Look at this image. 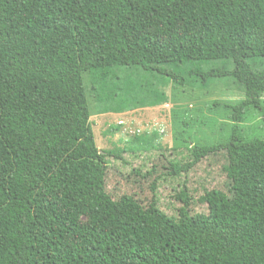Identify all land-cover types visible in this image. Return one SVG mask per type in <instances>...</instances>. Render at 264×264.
Instances as JSON below:
<instances>
[{
    "label": "trees",
    "instance_id": "obj_1",
    "mask_svg": "<svg viewBox=\"0 0 264 264\" xmlns=\"http://www.w3.org/2000/svg\"><path fill=\"white\" fill-rule=\"evenodd\" d=\"M188 1L208 0H0V264H190L161 246L158 182L177 181L181 215L191 212L190 177L206 164L208 176L213 157L226 156L223 170L237 183L231 158L239 124L250 108L264 116V0H232V27L216 40L227 46L217 53L231 68L141 66L178 87L231 79L244 90L240 101L214 103L229 111V139L167 160L169 170L149 178L147 206L135 193L108 192V159L124 160L97 148L83 80L88 73L106 86L117 69L136 65L119 47L122 9ZM101 8L110 14L108 45L90 48L82 61L74 14ZM256 189L264 195V172ZM237 204L236 193L221 215L232 217Z\"/></svg>",
    "mask_w": 264,
    "mask_h": 264
},
{
    "label": "rangeland",
    "instance_id": "obj_2",
    "mask_svg": "<svg viewBox=\"0 0 264 264\" xmlns=\"http://www.w3.org/2000/svg\"><path fill=\"white\" fill-rule=\"evenodd\" d=\"M233 12L232 0L121 10L119 47L136 65L117 69L118 79L102 87L94 84L88 73L83 75L96 146L100 151L119 153L124 160L108 159L111 195L135 193L147 206L149 178L166 173L167 160L186 159L192 147H211L229 139V111L214 103L242 100V87L231 79L214 80L206 89L188 79L185 86L178 87L141 66L167 70L178 66L183 73L194 64L231 68L217 53L227 46L216 40L231 29ZM74 18L83 61L90 48L108 45L110 14L101 8L75 13ZM238 135L231 158L237 183L223 170L229 164L226 156L213 157L217 163L207 167L208 176L203 170L206 164L190 177V213L179 212L183 205L175 199L177 181L158 182L166 220L161 246L187 258L190 264H264V195L256 189L264 172V116L248 109ZM236 193L235 214L221 215ZM165 241L171 242V247H166Z\"/></svg>",
    "mask_w": 264,
    "mask_h": 264
}]
</instances>
